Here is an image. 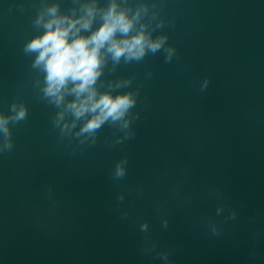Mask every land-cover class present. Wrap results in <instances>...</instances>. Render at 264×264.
Returning <instances> with one entry per match:
<instances>
[{"label": "water", "instance_id": "water-1", "mask_svg": "<svg viewBox=\"0 0 264 264\" xmlns=\"http://www.w3.org/2000/svg\"><path fill=\"white\" fill-rule=\"evenodd\" d=\"M113 5L163 43L101 49L96 98L134 103L84 131L27 45ZM0 117V264H264V0H0Z\"/></svg>", "mask_w": 264, "mask_h": 264}, {"label": "clouds", "instance_id": "clouds-1", "mask_svg": "<svg viewBox=\"0 0 264 264\" xmlns=\"http://www.w3.org/2000/svg\"><path fill=\"white\" fill-rule=\"evenodd\" d=\"M50 11L55 13L56 9L53 8ZM87 15L89 18L82 20L67 22L66 18L50 20L45 24L47 29L45 34L32 40L27 48L39 53L36 64H43L47 72L45 89L47 95L56 97L59 102L62 97L57 94L69 81L77 82L72 90L78 97L87 93L86 98L73 102L69 107L74 110L77 117L84 115L85 112L97 113L99 110L83 129L92 131L109 118L113 121L123 118L134 103L130 95L112 97L109 94H103L96 98L97 94L92 85L100 74L101 49L107 45V51L115 60H119L122 55L139 59L144 55L146 47L152 51L159 49L163 39L153 42L143 33L131 39H115L117 31L127 34L133 26L132 21L124 13L116 12L115 5L105 13L103 25L90 37L75 36V33L79 31L77 24L84 28L90 26L93 15L91 8L88 9ZM70 36L74 38L70 39ZM24 116L25 111L22 109L17 114V119H22ZM6 123L7 121L0 117V130L7 135ZM124 126L127 127V121ZM6 147L11 145L8 144ZM123 174V168L118 166L117 175Z\"/></svg>", "mask_w": 264, "mask_h": 264}]
</instances>
